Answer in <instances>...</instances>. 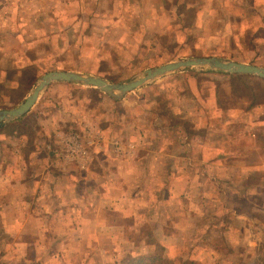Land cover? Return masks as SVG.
Listing matches in <instances>:
<instances>
[{
	"label": "rangeland",
	"instance_id": "374dc122",
	"mask_svg": "<svg viewBox=\"0 0 264 264\" xmlns=\"http://www.w3.org/2000/svg\"><path fill=\"white\" fill-rule=\"evenodd\" d=\"M1 6L7 11H3L0 15V33L3 36L0 41L3 42L0 49V111L10 110L20 105L30 94L33 85L37 84L43 75L53 71H79L116 84L136 80L149 69L180 59L217 57L229 60L238 58L251 62L256 53L251 51L254 29H251L249 25L253 24L251 18L254 15V8H264V0H0ZM230 17L235 18L230 19ZM11 19L12 24H10ZM13 23L17 24L18 31L11 32ZM238 45L240 52L237 50ZM261 54L264 56V51ZM261 63L264 64V62ZM172 75L171 77H176L175 80L165 77L166 80H157L128 94L124 103L133 105H128L127 110L113 108L112 100L108 96L99 90L83 86L80 87L84 90H71L73 89L71 87L69 90L52 88L43 94L42 100L45 99L44 105L49 104V108H52V104L74 96V99L85 103V106L100 105L101 108L95 110L100 114L106 110L111 111L119 117L120 123H123L127 116L133 118L141 116L137 109L142 101L145 102L142 107L149 109L150 104L153 105L156 101L164 99L171 103L177 101L181 92L185 93L181 102L190 100L193 103L194 98L196 105L212 101L214 106L215 93L222 106L223 100H230L223 93L224 84L230 82L223 80L212 71L189 69ZM193 80L194 83L190 85L194 86L189 93L186 90L189 86L188 82ZM4 81L5 84L1 85ZM163 81L168 82L166 87ZM16 84H18V90L12 88L16 87ZM233 84L238 94H243L245 101L250 103L249 86H256V83L233 81ZM256 92L252 90V93ZM258 93H260L261 101H264V90L261 88ZM36 107L23 118L4 124L5 128L0 132V150L8 155L7 161H14L13 164L16 161L10 156L13 150H20V147L22 149L26 145L25 154L30 156L36 149L34 146L36 140L43 138L45 130L49 129L47 119H43L38 113L41 106ZM163 108L157 111L165 115L164 120H170V111ZM157 111H153L152 115L148 112L141 113L145 115L142 118L148 122L154 121ZM62 113L67 114V110L66 112L63 110ZM76 113L81 116L90 114L86 110L82 113L78 110ZM212 116L215 122L219 120V113L214 108ZM194 118L197 119V117ZM17 122H20L18 126L10 125ZM215 128L217 126L213 124L212 130ZM19 140L23 142V146ZM18 143L20 146H17ZM259 144L264 145V143ZM147 147L143 154L157 151L155 143H149ZM117 148L122 159L124 145H116L115 150ZM115 156L111 153L112 158L115 159ZM143 158L141 167L144 161L147 167L166 163V158L155 160L154 156H147V154L146 158L145 156ZM184 158L189 160L188 157H183L175 161L176 170H183ZM234 161L235 159L228 161V166L234 164ZM28 162L29 165H36L29 160ZM39 163L44 165V160L40 159ZM128 163L132 167L138 166V163L134 164L130 161ZM23 175L20 181L24 180L25 176L26 178L30 176L28 172L25 176ZM186 175L188 174L183 173L180 176ZM240 176V174L233 175L232 183H235L234 179ZM38 177L43 179L42 174ZM230 177L229 174L223 175V172L207 175L205 181L211 187L207 192L208 197L202 200L201 196L195 193L194 201L188 205L182 201L174 204V198H168V193L171 196V192L177 194L180 190L179 185L182 182L178 183L177 178L180 177L177 174L169 172L157 177L154 171L153 173L145 171L144 174L140 172L137 174L136 182L129 184L130 186L124 184L119 178L110 177L112 183L114 181L109 191L111 199L123 198L125 201L114 210L111 209L112 214L118 212L115 215H119L115 223L116 233L120 230L127 231L126 233L131 236V240L138 248L137 253L113 254V244L110 239L99 238V234H93L90 230L83 234L82 229L76 227L73 208L69 205L62 207L49 204L41 210H38L39 206L36 207L38 208L36 212L42 213L38 215L41 220L36 223L35 248L38 251L36 250L35 254L24 251L26 247L21 248L25 240L22 232L25 233L26 229L23 230V227L20 228L13 223V225L10 224L11 229L3 230L0 224V250H4L2 261L13 264H25L28 259L30 262L35 260L40 264L45 262L48 264H124L130 261V258L145 255L146 252L142 253V250L145 245H148L163 247L165 250L163 256L172 264H264V210H262L264 208L261 207L260 212H254L256 219H252L250 218L252 211L248 203L253 198L237 190L229 195L230 189L228 194L223 196V192L218 190L217 185L223 183V178ZM198 180L201 181V177H195V182ZM261 180L264 181L263 175L256 177L255 182ZM173 182L177 183L176 189H166L168 184ZM37 191L39 192L38 188ZM124 193L127 194L126 200ZM163 195L166 198L160 201L164 203L160 209L162 211L167 207L171 209V213L168 214L169 219L176 218L172 214L176 204L177 210L183 213V217L190 211H197L196 214L200 212L204 217L208 214L211 219L205 222H190L188 226L185 224L186 227H181L179 230L185 231L180 232L183 234L182 238H177L175 242L169 241V244L163 242L161 246L162 242H157L160 236L151 235L150 222L144 223L142 229L140 228L142 224L138 223L139 230L135 231L134 222L125 218L136 214L140 207H147L148 203L150 207L145 208L143 214H149L151 205H157L156 200L162 199ZM259 199L262 202V197ZM205 202H207L206 205L203 204ZM223 212L233 213L231 216L235 218L240 215L248 220L245 225L235 223L224 225ZM44 213L46 217L43 216ZM63 216L65 218L61 219L60 217ZM168 225L171 231L173 224L169 222ZM226 227L233 230L239 229L244 236L223 238V229ZM208 232L218 234L220 237L214 238ZM89 234L92 238H87ZM17 235L21 238L18 239ZM118 238L119 235L115 238L117 246ZM15 242L21 246L15 247L13 244ZM32 247L30 246V249ZM45 249H49L50 252L45 253ZM65 249L74 252H60Z\"/></svg>",
	"mask_w": 264,
	"mask_h": 264
},
{
	"label": "crops",
	"instance_id": "0c3cea01",
	"mask_svg": "<svg viewBox=\"0 0 264 264\" xmlns=\"http://www.w3.org/2000/svg\"><path fill=\"white\" fill-rule=\"evenodd\" d=\"M3 11H7V9L1 6L0 15ZM253 12L254 15L251 18L253 24L249 26L251 29H254L252 32L251 51L256 53L255 56L251 62L238 58H232L233 60L223 59L264 68V64L261 63L264 62V56L261 54L264 51V8H254ZM234 18L230 17V19ZM10 22L12 24V19ZM10 30L11 32L13 30L18 31L17 24H14ZM1 39H3L2 33H0V41ZM2 45L3 42H0V49ZM237 47V50L240 52L239 45ZM214 73L221 76L223 80L230 82L223 86L225 97L228 96L230 98V100H223V106L217 100L216 93L214 95L213 106L212 101L196 105L194 98L193 103L190 100L181 102L185 94L181 92L179 94L180 97L176 99L177 101L173 103L168 102L167 99L156 101L153 105L150 104L149 109L142 107V104L145 103L142 101L140 107H138L139 109H137L141 116H137L136 118L127 116L123 123H120L119 117L115 116L111 111L106 110V112L100 114L95 111L101 108L99 107L100 105L85 106V103L80 102L76 98L74 99V96L58 101V103L51 105L53 106L52 108H49V104L44 105L45 99L42 100V96L46 91L49 92L52 88L69 90L70 87L73 88L71 90H84L79 85L69 83L51 84L36 104L37 107L41 106L38 113H40L43 119H47L48 125H50L47 126L49 129L45 130L44 137L36 140V144L34 145L36 149L31 152L30 156L25 154L24 147L26 145L23 146V142L19 140L23 148L21 149L20 147V150L15 149L10 154L11 158H15V164H13L14 161H7L6 157L8 155L0 150V224L3 230L11 229L10 224L13 225V223H16V226L20 228L23 227V230L26 229L25 233H23L24 231L22 232L24 236L21 235L25 239L21 248L26 247L24 251L28 254H30V251L35 254L37 250L35 248V238L37 236L36 223L41 220L38 215L42 213L36 212L38 209L36 207L39 206L38 210H41L45 209L49 204L62 207L69 205L74 210L73 219L77 224L76 227L81 228L83 234H85V231L90 230L93 234H99V238L106 237L108 240L110 239L111 244H113V254L137 253L138 248L133 240H131V236L126 233L127 231L120 230L121 232L116 233L117 226L115 223L119 219V215H115L118 213L115 211V214H112L111 209L114 210L118 205L124 204L125 201L123 198L120 200L111 199L109 191L113 187L114 181L112 183L110 177L119 178L123 180L124 184L130 186L129 184L132 185L133 182H136L137 174H140V172L144 174L145 171L147 173H153L154 171L157 177H161L163 173L168 174L169 172L179 175L180 178H177L178 183L179 181L182 182L179 185L180 190L177 194L171 192V196L168 193V198H174V204L177 201H182L183 203H187V205L194 201L195 193H198L202 200L208 197L207 192L211 187L205 181L207 175L211 173L221 174L222 172L223 175L229 174L231 175L230 178H223V183L217 185L218 190L223 192V196L227 195L230 189L229 195L240 191L242 194L246 193L249 198H253L248 204L252 211L250 218L256 219L254 212L264 210H260L261 207L264 208V181L255 182L256 177L260 175L264 176V145L259 144L264 143V101H261L259 98L260 93H258L259 89L262 88L264 90V86L260 84V81L264 79L249 75ZM168 76L166 77L171 79L176 78L171 77V75ZM162 80H166V78L164 77ZM233 81L256 83V86L250 87L248 85L251 90L250 103L247 100L245 101L243 94H238ZM188 83L189 86L186 90L190 93L191 88L194 86L190 84H193L194 80ZM3 84H5V81L1 85ZM163 84L166 87L168 82L163 81ZM12 88L18 90V84ZM91 89L94 90V88ZM252 90L254 92L258 91L252 93ZM99 96L101 97V95ZM109 98L112 100L113 108L127 110L130 105H133L128 104V106L124 103L127 98L126 96L120 101L111 97ZM161 107H164L163 109L168 112L170 111V120H164L165 115L157 111ZM213 108L219 113V120L217 122H215L212 116ZM63 110L65 112L67 110V114L62 113ZM78 110L81 113L86 110L90 114L87 116L83 114L81 116V114L76 113ZM153 111H157L154 121L148 122L142 118L145 116L142 115L144 112L152 115ZM194 117H197V119ZM213 124L217 128L212 130ZM62 135H75L80 139V143L86 149L89 157V161L86 162L84 168L77 162L67 163L63 160L66 151L61 140ZM42 139L44 140L42 141ZM19 143L17 146H20ZM149 143H155L157 151L147 152V156H154L155 160L166 158L165 164L161 163L158 166L150 165L147 167L146 161H144L143 167L140 166V163L144 159L143 157L145 156L146 158V154H143V152L147 150ZM121 144L124 145L125 149L122 159H120V153H118L119 148L115 150L116 145L119 146ZM110 150H112L111 153L116 155L115 159L111 157ZM183 157H188L189 160H186V158H184L185 160L182 159L184 161V168L182 171H178L175 168V161ZM27 159L36 165H29ZM40 159L44 160V165H40ZM233 159H235L234 164L228 166V161H233ZM129 161L134 164L138 163V166H130ZM143 171L144 173H142ZM27 172L30 176L26 178L25 174ZM183 173L188 175L181 177L180 175H183ZM21 174L25 176V179L22 181H20ZM41 174L43 175L42 180L38 177ZM237 174L241 176L234 179L236 182L232 183V176ZM197 176L198 178L201 177V181L195 182V177ZM36 180L41 181L36 182ZM176 182L168 184L166 189H176ZM22 191L26 193H21ZM126 195V193L123 194L125 200ZM164 197L166 198L163 195L162 199L159 200L158 198L156 200L157 205H151L152 209L149 214H143V210L150 207L148 203L147 207L139 208L137 211L139 214L134 213L129 218H125L129 221L131 220L132 223L134 222L133 225H136L135 231L139 230L140 226L138 227V223L142 224L140 227L142 229L144 223L150 222L152 226L151 235L160 236V241L157 240V242H162L161 246L164 244L163 242H175L177 238H182L183 234L180 232L185 231L179 230L181 227L188 226L190 222H205L207 219H211L208 214L206 217L200 212L196 214L197 211H190L188 215H184L185 217H183V213L179 212L176 208L177 204L174 205L175 211L172 210V214L176 216L175 220L169 219L168 214L171 213V209L168 207L165 210L163 209V211L160 209V206L164 204L160 201H163ZM261 197L262 202L259 199ZM203 204L206 205L207 202ZM67 211L69 212L70 210L68 209ZM231 214L233 213L223 212L224 225L231 223L245 225V222L248 220L240 215L236 216V218L232 217ZM43 216L46 217L45 213ZM60 218L64 219L65 216ZM253 221L256 223L255 220ZM169 222L173 224L171 231H169ZM5 233L7 234V232ZM208 233L214 236V238L220 237L218 234ZM118 235L117 246L115 238ZM226 236L241 238L244 235L239 229L233 230L226 227L223 229V238ZM89 237H91L90 234L87 238ZM19 238L21 237L19 236ZM13 244L15 247L21 246L17 242ZM178 244L181 246L180 242ZM30 246L33 247L30 249ZM151 247L155 246L145 245L142 253L146 252L145 255H149L153 250ZM45 250V253L50 252L49 249ZM69 251L74 252L67 249L60 250V252L65 253ZM3 258L4 250H0V264H13L9 263V261L8 263L3 262ZM25 264L40 263L35 260L30 262V259H28L25 261ZM43 264L48 263L45 262Z\"/></svg>",
	"mask_w": 264,
	"mask_h": 264
},
{
	"label": "water",
	"instance_id": "95a60500",
	"mask_svg": "<svg viewBox=\"0 0 264 264\" xmlns=\"http://www.w3.org/2000/svg\"><path fill=\"white\" fill-rule=\"evenodd\" d=\"M189 69L232 75H249L264 79L263 67L237 63L217 57L180 59L155 69H149L144 72L143 76L136 80L116 84L91 74H83L75 71H54L41 77L39 82L33 87L31 93L16 108L0 111V125L19 120L27 115L36 106L44 91L53 83H69L94 88L115 100H121L128 94L135 92L149 83Z\"/></svg>",
	"mask_w": 264,
	"mask_h": 264
},
{
	"label": "built area",
	"instance_id": "2783aa9c",
	"mask_svg": "<svg viewBox=\"0 0 264 264\" xmlns=\"http://www.w3.org/2000/svg\"><path fill=\"white\" fill-rule=\"evenodd\" d=\"M61 140L66 151L63 160L67 163L77 162L84 168L89 157L86 149L81 145L80 139L75 135H62Z\"/></svg>",
	"mask_w": 264,
	"mask_h": 264
},
{
	"label": "trees",
	"instance_id": "16d2710c",
	"mask_svg": "<svg viewBox=\"0 0 264 264\" xmlns=\"http://www.w3.org/2000/svg\"><path fill=\"white\" fill-rule=\"evenodd\" d=\"M261 86H264V80L260 81ZM20 122L10 124L12 125H19ZM3 125H0V132L4 129ZM152 252L149 255L140 256L138 258H130L128 262L124 264H172L168 261V259L163 256L164 249L160 246H155L152 248Z\"/></svg>",
	"mask_w": 264,
	"mask_h": 264
}]
</instances>
